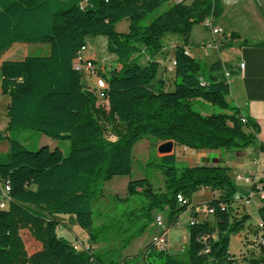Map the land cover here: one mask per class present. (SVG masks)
<instances>
[{
	"label": "trees",
	"instance_id": "1",
	"mask_svg": "<svg viewBox=\"0 0 264 264\" xmlns=\"http://www.w3.org/2000/svg\"><path fill=\"white\" fill-rule=\"evenodd\" d=\"M166 1L0 0V95L7 99L0 118V140L7 143V152L0 154V191L5 184L9 187L7 206L0 209V264H92L56 236L55 217L72 218L95 244L103 232L93 223L92 198L100 183L129 175L132 148L142 139L170 141L190 150H223L231 157L256 142L258 124L225 100L230 83L223 70L236 74L227 52L246 44H226L211 64L195 61L186 51L191 28L208 18L215 24L223 13L222 0H175L146 21ZM121 21L127 28L117 32ZM87 37H104L105 50L119 64L106 70L85 58L98 66L105 104L85 90L81 74L73 68ZM168 37L176 38L169 53L175 63L170 89L158 78L166 68L154 60L159 54L167 56L162 50ZM14 45L45 46L47 53L2 61ZM204 69L209 80L203 78ZM196 99L227 112L202 115L190 107ZM20 129L53 141L67 140L69 152L63 155L47 146L29 151L11 137ZM259 150L264 155V146ZM154 166L163 177L164 191L155 194L148 178L129 181L127 196L116 199L124 206L134 204L126 213L127 223L118 219L103 226L118 230L123 237L120 249L143 235L153 211L164 213L167 225L173 227L191 195L209 190L212 198L204 205L213 219H199L198 205L190 207L193 223L186 228L183 256L158 251L150 242L142 259L146 264H234L228 260L234 258L228 252L229 238L249 220V213L239 206L229 168L187 167L172 153L160 156ZM256 212L264 218V204ZM94 258L98 264H133L127 258L117 262V254H94Z\"/></svg>",
	"mask_w": 264,
	"mask_h": 264
},
{
	"label": "rangeland",
	"instance_id": "2",
	"mask_svg": "<svg viewBox=\"0 0 264 264\" xmlns=\"http://www.w3.org/2000/svg\"><path fill=\"white\" fill-rule=\"evenodd\" d=\"M168 1L163 2L152 14L148 15L146 21H149L150 19L158 15L167 6ZM230 4L231 3L229 2V0L224 1L223 3L225 9L224 15L222 16L219 22H217V20L215 21L217 26L219 25L218 27L221 28V31L224 32L226 36L229 35L230 29L233 30L235 26L234 15H233V11L230 9ZM245 7L247 9V12H245L246 16L248 17V19L251 20L252 17L249 16V14L251 13L248 8V5L246 4ZM121 24L123 23L116 24L115 30L117 32L121 30L122 27ZM206 31L207 30L196 25L195 27H193V29L190 32L191 33L190 38L192 39V41H200L202 39H208V34ZM166 36H170V35H166ZM85 40H88L90 48H88L87 51L85 50L83 51L82 54L83 56H86L88 54V51L90 50L95 54V57L98 60L97 63H99V65H101V67H103L106 70L119 65L115 59L116 57L105 50L104 37H87ZM226 44H227L226 42H223L220 50L225 51ZM199 48L200 47L193 46L192 48L189 49H191L190 53L192 59L203 63V61L207 60V58L203 56V52L200 51ZM46 53H47V47L45 46L14 45L10 50H8L3 55L1 60L2 61L21 60L25 56H40V55H45ZM226 56L228 59L235 58V54L232 52H227ZM144 60L145 57L143 56L138 60V62L142 64L144 63ZM208 61L214 62L216 60H214L211 54ZM165 73H166L165 71L161 70L158 75L162 76ZM203 78L204 80L210 79L208 76L207 69H204ZM84 81L87 82L86 80ZM165 81L167 83V88L170 89L172 85V75L169 74L168 76H165ZM85 82L83 84H85ZM86 84H88V86H90L91 88L93 86V80H89V83L87 82ZM85 90L87 91L90 89L85 88ZM225 100L230 106H234L229 93L225 97ZM6 101H7L6 97L0 95V118H2L5 112ZM97 102L99 104H105V99L103 97H97ZM190 107L193 111L198 112L202 115H217L227 112L216 106L211 105L208 102H205L202 99L194 100L191 103ZM106 135L108 134L106 133ZM11 137L19 141L29 151H36L41 146H47L50 149L54 147L58 148L63 155H67V153L69 152V143L67 140L57 139L53 141L34 130H30V129L15 130L11 132ZM252 146L253 144H250L247 148L250 149L252 148ZM196 151H198L199 157L205 152H209L208 153L209 158L217 156V153H214L213 151H208V149H202ZM6 152H7V143L4 140H0V154H4ZM160 156L161 155L158 154L157 152V141L154 138L148 137L146 139H142L138 141L132 148L131 169L129 175L122 177H112L109 180L100 183V185L98 186V190L96 191V193L92 198V215H93L94 225L98 229H100V231H102L103 233L99 234V237L95 242V244H92L94 246L93 254L96 255L117 254V262H120L121 260L127 258L129 259V262H132L133 264H146L145 260L142 259L141 252L144 249V247L151 242L152 238L157 233V229L152 224V218L155 214H161L164 217V220L166 221V216L164 213L153 211L151 213V224L148 227V229L143 233L141 237L132 240L130 242V245H128L123 250L120 249L123 243V237L119 236L118 230L111 229L107 231L106 229L103 228V226L107 224H113L114 222L118 221V219L123 222L124 221L126 222L127 219L126 213L129 210H131V208L134 207V204L124 206V204L118 203L116 199L118 198L124 199L127 196L126 195L127 184L129 181L148 178L152 180L153 192L155 194L164 191L163 177L160 171L154 166V164L157 162V159ZM181 164L187 167H191L192 165H194V162L185 161L184 163ZM233 171L234 170H230L231 174H233ZM235 184L237 187V192L235 194V197L238 198L242 196L244 189L243 187L245 185H243L242 182H236ZM211 198L212 196L209 190H199L191 195L186 210H190V207L193 205H198L197 206L198 210L195 212L198 214L200 212V215H198L199 219L208 218L209 220H212L213 219L212 214L208 213V210L204 205ZM145 202H147V200L143 198V203L145 204ZM141 204L142 202L138 201V207ZM245 210L247 211V213H249V220L236 234L230 235L229 238L228 251L230 253L235 254L234 259L237 262L244 260L249 256L258 257L251 240L253 234L252 229L260 218L256 213V211L251 206L246 207ZM55 218H56L55 234L58 238L66 241L67 243L73 242L75 240H82L88 242L86 231L84 229H81L78 225H76L72 221V218L66 215H57ZM126 225L127 224L123 223L122 226L125 227ZM177 229L179 232H181L182 235L184 234L182 226L178 227ZM174 231H176V229ZM246 238L248 239L247 242L245 241ZM176 239L178 243H176V245L171 248H170V242L167 241V250L165 251V253L175 257L183 256L184 247L187 241L185 244H182V242L180 241L181 238L178 235Z\"/></svg>",
	"mask_w": 264,
	"mask_h": 264
},
{
	"label": "crops",
	"instance_id": "3",
	"mask_svg": "<svg viewBox=\"0 0 264 264\" xmlns=\"http://www.w3.org/2000/svg\"><path fill=\"white\" fill-rule=\"evenodd\" d=\"M173 1L175 0H169L167 5H170ZM224 1L225 0L221 1L223 13L217 20V22H219L224 15ZM229 2L231 3L230 9L233 11L235 25L233 30L230 29L229 35L226 36L224 32H221L220 34L212 36L207 30L206 32L208 34V39L192 41V39L190 38V33L188 36V46L186 47V51L191 57V49L189 48H192L193 46L200 47L199 49L203 52V56L207 58V60L203 61V63L211 64L213 61H208L210 55L212 54L214 60L220 58V48L222 47L223 42L236 46L242 42L246 44L240 47L238 51L232 52L235 54V58L228 59L231 65L234 66L236 70V74L230 76L229 79V94L234 107L238 109L240 114L243 117L258 124L259 132L256 136V142L253 144L252 148H246L241 152H237L233 155V157H231L228 152L223 150H208L217 153V156L212 158H209V152H205L206 154L204 153L199 157L198 151L190 150L184 146L176 145L174 143H172L171 153L175 156V159L178 163L193 161L194 165H192L191 167L215 165L226 166L227 168H229V172L230 170H234L233 174H231L230 172V176L234 181V177L236 175L246 176L254 170L252 162L255 158L262 154V152L259 150V145L264 146V45L256 46V44L264 43V0H229ZM246 4L248 5L251 13L249 14V16L252 17L251 20L248 19L245 13L247 12V9L245 7ZM119 23H123L121 24V31H125L127 28V22L121 21ZM195 26L196 25H194L193 27ZM198 26L205 29L202 24H198ZM215 26H217L216 22ZM193 27L191 28V30L193 29ZM166 39V45L162 51L165 52L167 56L159 54L154 58V60L159 63L160 67L166 68V73L164 75H158V78L163 81L165 80V76L171 74L170 59L172 55L169 53L172 52L176 43V38L174 37H168ZM208 43L211 44V47L204 49V45ZM88 48H90V45L87 40L85 51H87ZM83 57L92 60L97 65H99V63H97L98 60L96 59L95 54L90 50L88 51V54ZM240 63L243 64V69L241 73H238L237 66ZM160 144V142H157V147ZM235 183L236 182L234 181V184ZM243 188L244 194L245 186ZM197 210L198 207L195 209V211ZM198 215H200V212ZM190 219L191 212L190 210H186L179 217L177 224L173 227L168 228L166 232V238L167 241L170 242V248L174 247L176 243H178V241H176L177 235L181 238L180 241L182 242V244L186 243V227L189 222L188 220ZM180 226H182L183 228V235L177 229ZM175 229L176 231H174ZM229 254L235 257V254L233 253L229 252ZM255 258L260 259L259 256H249L244 260L238 261L237 264H247L250 259Z\"/></svg>",
	"mask_w": 264,
	"mask_h": 264
},
{
	"label": "built area",
	"instance_id": "4",
	"mask_svg": "<svg viewBox=\"0 0 264 264\" xmlns=\"http://www.w3.org/2000/svg\"><path fill=\"white\" fill-rule=\"evenodd\" d=\"M177 2V0H176ZM202 26L210 32L212 36L220 34L222 31L220 28L215 26L211 18L206 19L202 22ZM211 47V44L208 43L204 45V49ZM85 48H82L79 52V57L76 58L73 64L74 70L78 71L81 74L82 83L86 80L89 83V80H93V86L90 88L87 82L85 86L94 93L96 97H101V92L105 88L104 80L101 79L98 74V66L96 64H91L82 57L83 51ZM174 61H170L171 68L174 66ZM243 69V64H238L237 71L241 73ZM223 76L226 80L230 79V74L227 70H223ZM241 123H245V119H241ZM254 170L247 174L246 176L236 175L234 177L235 182H242L245 185L244 194L238 197L237 201L242 208L251 206L254 210L257 211L259 207L264 204V157L260 154L257 158L253 160ZM176 200L179 204H184L185 200L181 196H176ZM9 201V187L7 184L2 186L0 191V209H5L7 202ZM208 213L211 214L209 210ZM190 219L188 224H192ZM152 224L157 229V233L152 238L151 242L154 244L155 249L161 252L167 250V238L166 232L169 228L167 222L164 220V217L161 214H155L152 218ZM252 240L253 246L255 248L256 254L259 258H264V218L259 219L256 225L252 229ZM246 242L248 239L246 238ZM69 246L76 253L84 254L88 261L92 264H98L94 258V246L92 243L82 240H75L69 243ZM228 260L233 261L234 264H237V261L234 258H228ZM259 264H264V259H262Z\"/></svg>",
	"mask_w": 264,
	"mask_h": 264
},
{
	"label": "water",
	"instance_id": "5",
	"mask_svg": "<svg viewBox=\"0 0 264 264\" xmlns=\"http://www.w3.org/2000/svg\"><path fill=\"white\" fill-rule=\"evenodd\" d=\"M172 149V142H163L157 147V152L158 154L162 155H167L171 153Z\"/></svg>",
	"mask_w": 264,
	"mask_h": 264
}]
</instances>
